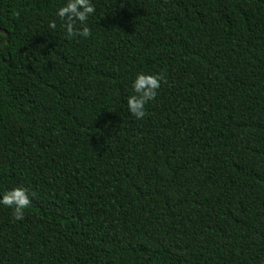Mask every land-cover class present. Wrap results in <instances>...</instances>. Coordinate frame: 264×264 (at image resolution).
<instances>
[{
	"label": "trees",
	"instance_id": "16d2710c",
	"mask_svg": "<svg viewBox=\"0 0 264 264\" xmlns=\"http://www.w3.org/2000/svg\"><path fill=\"white\" fill-rule=\"evenodd\" d=\"M93 2L0 0V264H264V0Z\"/></svg>",
	"mask_w": 264,
	"mask_h": 264
},
{
	"label": "clouds",
	"instance_id": "9594fccd",
	"mask_svg": "<svg viewBox=\"0 0 264 264\" xmlns=\"http://www.w3.org/2000/svg\"><path fill=\"white\" fill-rule=\"evenodd\" d=\"M95 11L93 0H63L55 11V17L61 21L60 27L64 31L65 38L88 39L91 36L88 20ZM48 27L50 30H55L56 20H50ZM163 81L164 75L161 73L137 72L130 83L131 94L126 98L128 114L137 120H142L146 115V105L157 98ZM34 195L25 186L6 189L0 191V206L11 209L14 222H22Z\"/></svg>",
	"mask_w": 264,
	"mask_h": 264
},
{
	"label": "water",
	"instance_id": "95a60500",
	"mask_svg": "<svg viewBox=\"0 0 264 264\" xmlns=\"http://www.w3.org/2000/svg\"><path fill=\"white\" fill-rule=\"evenodd\" d=\"M0 32H1V33H4V34L6 35V37H5V39H4V40H6L7 37H8V32H7L6 30L2 29V28H0Z\"/></svg>",
	"mask_w": 264,
	"mask_h": 264
}]
</instances>
